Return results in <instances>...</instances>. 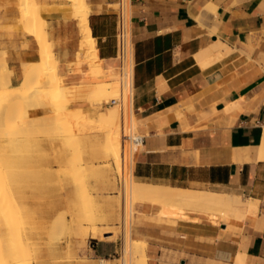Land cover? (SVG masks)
<instances>
[{
  "label": "crops",
  "instance_id": "obj_1",
  "mask_svg": "<svg viewBox=\"0 0 264 264\" xmlns=\"http://www.w3.org/2000/svg\"><path fill=\"white\" fill-rule=\"evenodd\" d=\"M34 1L65 84L118 80V0H85L92 58L70 0ZM131 23L132 175L249 199L241 219L136 201L146 264H264V0H132ZM0 52L14 83L41 58L19 0H0ZM120 247L90 236L79 264H117Z\"/></svg>",
  "mask_w": 264,
  "mask_h": 264
},
{
  "label": "rangeland",
  "instance_id": "obj_2",
  "mask_svg": "<svg viewBox=\"0 0 264 264\" xmlns=\"http://www.w3.org/2000/svg\"><path fill=\"white\" fill-rule=\"evenodd\" d=\"M27 10L28 9L23 12L26 11L25 13H31ZM25 66L26 64L24 67ZM97 82L90 83L88 85H94ZM117 96V94L112 97L110 96L109 101L111 98ZM47 100V98H43L41 100L42 102L39 104L26 105V107L24 105L27 109V118H25L24 114H22L25 110L23 106L19 109H23L21 113L18 109L15 111L16 115L20 113L21 116L24 117L20 120H16V117L12 118L14 111L10 112V117L8 115L9 112L0 116V119L3 120H0L2 131L5 129V126L3 127L5 123L7 127L9 125L13 127L6 128V131L4 130L3 132L4 135L2 133V137L0 136V161H3L0 162V182L1 184H4V187H7L9 184L8 187L10 186V188H12L10 190V188L7 187L8 189L6 188L5 190V188L1 185L3 193L8 194H6L3 198L6 197L5 200H7L9 197L16 196L19 201L22 198V204L19 202V205L16 208H18V210L19 208L20 210L24 209L21 213L18 211V214L17 210L13 212L16 215L13 214L14 217L12 216V220L13 218H15V220H13V226L8 232L11 234L6 233V238H8L6 239V243L8 242L7 244L10 248L8 252L10 254L9 256L19 258L21 262H25L24 264H54L55 262L58 264H79L78 252L85 249L90 235L86 234L82 236V238L81 236L78 238L76 233L74 235L73 232L72 235L66 228H57L53 225V223L58 220V218L60 220L63 217L68 220L72 216L73 219L75 218V221L73 220V224L78 219L81 221L84 220V222H82L86 225H91L93 222L97 225L99 231L101 229V231L111 230L113 233L110 238L118 239L119 243L123 247L125 227L127 224V213L122 211L120 205L119 208L117 205V201L119 200L121 202L122 199L120 195L121 186L118 182L121 175V169L111 155L106 156L102 154L101 151H99L100 146L95 145L102 141L104 134V132L102 133V131L98 130L97 125L95 126L94 123L90 124L94 130L88 124V126H75V124L78 123H73V113L68 114L64 118V115L61 114L62 111L60 113L63 117H60L62 120L56 121V118L61 115L55 117L57 114L53 115V113L50 112V105L47 104ZM109 101H106V99H100V101L91 100L90 102L98 104L100 109L106 111L110 106ZM81 107L82 104H77V102L73 100H67L64 106V108L68 109V111L70 109L73 110V108L77 109ZM16 115L14 114V116ZM13 124H15V128ZM21 125H23L22 128H20ZM133 126L135 130L136 124H133ZM81 127H83V129ZM7 129L9 130L7 131ZM23 129L27 132L26 135V132L22 134ZM75 130H78L76 134H74ZM15 131L20 133L17 136V133L12 135ZM137 132L139 133L138 130ZM80 133H82V136ZM9 136H12L14 139ZM99 137L100 141H98ZM8 140H10V143L7 144L6 142V145L3 146L5 141ZM15 140H17L18 143ZM19 140L24 143L23 145H25V147H23L22 143L19 144ZM3 141L4 143H2ZM13 141H15V143H12ZM18 144L21 145V148ZM5 147H7V149ZM95 148L97 151H95ZM5 150L6 152L3 153ZM95 154L98 155L96 156ZM78 156L81 161L77 158ZM7 163H9V166H7ZM70 169L72 172H70ZM133 179L134 177L132 175L131 180ZM109 190L111 193H109ZM8 192L10 193V196ZM67 197L69 198L67 199ZM18 199L16 201V205L18 204ZM58 199H60V202ZM88 200L90 201V205ZM51 201L53 202V205ZM25 202H28L29 204ZM135 202L136 201H133V203ZM58 204L60 206L63 204V206L60 207ZM53 206L55 208H53ZM25 210H27V213ZM117 211H119V216H117ZM138 211L139 205L136 203L134 204V213L132 218V236L137 238L142 235L144 238V235L140 231V223L137 221L136 217ZM93 212L96 215L93 214ZM69 213H72L73 215H70ZM88 213H90L89 216ZM43 216L46 217L47 220ZM17 217H20L21 221ZM94 217L96 218L94 219ZM98 217L101 219L99 220ZM52 219L53 223L51 222ZM95 220L96 222H94ZM103 225L105 228H103ZM64 233H66V235ZM104 234L110 233L107 232ZM97 236L101 237L100 234ZM55 252L57 253L56 256ZM20 254L24 256L25 261L22 260L23 258H20L22 257ZM101 263H105V261H101ZM116 263L120 264L121 259L117 258Z\"/></svg>",
  "mask_w": 264,
  "mask_h": 264
},
{
  "label": "bare ground",
  "instance_id": "obj_3",
  "mask_svg": "<svg viewBox=\"0 0 264 264\" xmlns=\"http://www.w3.org/2000/svg\"><path fill=\"white\" fill-rule=\"evenodd\" d=\"M70 1L73 5V15H75L79 18L78 22L80 23L79 26H80L81 34H82L81 43L83 44L84 49H86V53H88L91 58L96 57L97 54L95 55L96 49H95V46L93 43V37L90 33V28H89L88 23H87L88 22L87 16H88V12H89L88 5H87L85 0H70ZM26 6H28V7H26ZM29 6H30V8H29ZM19 7H21L20 8L21 19L23 21L24 27L27 29L28 32L34 34L38 39V42L40 44L41 58L38 61L28 63V66L26 64V66L24 68H22V70H23L22 71V79L19 82L14 83L11 79L12 69L8 66L7 62L5 61V58H4L5 56L3 55V52H0V69H1L0 70V116L3 114H7L8 112H9L8 113V115H9V114H11L10 113L11 111H14V113L12 114L13 115L12 118L16 117L15 118L16 120H20L21 118H24V117L27 118V109L25 108L26 105L39 104L42 102L41 100L43 98L44 99L47 98L48 100L46 102H47V104L50 105V112L53 113V115L57 114V116H55V117H58V115L63 114L64 118H65L68 114L73 113V123L74 122L78 123V124H75V126L76 125L85 126L87 124L90 125L91 123H94L95 126L96 125L98 126L97 127L98 130L102 131V133L104 132L102 141L99 142L98 144H95V145L100 146L99 151H101L102 154H104L106 156L111 155V157L115 160L116 164L120 167L121 175H122V185H121V192H120L122 199H121V202L119 200L117 201V205H118V208L120 205V208L122 209V211L123 212L125 211L127 213V224L125 227L124 244L122 247L123 256L125 257L124 258L125 264H146L147 263V257H148L147 253H146V249H145L146 248L145 240L141 237L134 238L132 236V231H131L132 224H133L132 218H133L134 204H135V203H133V201L149 200V201H152L154 203H157V205L162 204V205L176 206V207H180L183 209H191V210H196V211H208V212H212V213H218L222 217H225V218H233V219H241L242 218L244 211H247V210H244L243 206L249 202V199L245 200V199H243V197L241 195L232 194V193L229 194V193L216 192V191L207 190V189H189V188H181V187H172L170 185H164V184L147 183V182H142V181L137 180L134 176H133L134 179L131 180V178H132L133 152L136 149V147L140 144L139 142L133 141V139L137 133L134 130V126H133V124H135L136 121L133 122L134 112H133V107H132L131 95H127V94L124 95L122 105H120L118 103L110 104V106L107 108V110L104 111L103 109L99 108L98 104L91 103L90 101L91 100L100 101V99H106V101H109L110 96L112 97L113 95L115 96L116 94L119 96V93H120V81L119 80L114 79V80L98 81L94 85H79V84H69L68 85V84H65L58 77L57 60L55 58L54 53L52 52L51 43H50V41L47 40V37H46V33L44 30V27H45L44 26V20L45 19H43L42 15H41V6L38 5L34 0H19ZM26 9H28L31 13H25L26 11L23 12ZM73 15H71V18H73L72 17ZM45 29H46V27H45ZM48 39H49V37H48ZM22 67H23V64H22ZM67 100H71V101L73 100V101L77 102V104H82V107L77 108V109L73 108V110L70 109L68 111V109L64 108L65 102ZM24 105H25V107H24ZM22 106H23V108H25L24 112H22L23 109L19 110ZM17 109L20 111V113L22 112V114H24V117H22L21 114L18 112H17L18 116L16 115L15 111ZM61 111H62V113H61ZM14 114L16 116H14ZM9 117H10V115H9ZM60 117L63 118L61 115L58 118H56V121L62 120ZM1 121H3V120H1ZM5 124L3 125V127L5 126L4 130L6 131V128H9L11 126L9 125L7 127ZM14 125L15 124H13V126ZM22 126L23 125H21L20 128H22ZM11 128H13V127H11ZM14 128H15V126H14ZM81 128L83 129V127H81ZM77 129H79V128H77ZM92 129H93V127H92ZM4 130L2 131V127L0 126V136L2 135ZM8 130L9 129H7V131ZM10 131H11V129H10ZM13 131H14V129H13ZM77 131L78 130H75L74 134H76ZM79 131H82V130H79ZM24 132H26V131L23 129L22 134H24ZM15 133H17V132L15 131L14 133H12V135ZM19 133H17L16 136ZM26 134H27V132L25 133V135ZM81 134L82 133H80V135ZM101 134H99V135H101ZM3 135H4V133H3ZM127 136H128V138H127ZM9 137L14 139L12 136H9ZM67 137H68V135H67ZM7 138H8V136H7ZM97 138H95V139L98 140ZM12 139H11V141H12ZM22 140H23V138H22ZM15 141H17V140H15ZM15 141H13L12 143H15ZM98 141H100V137H99ZM6 142H7V144H9L10 140L5 141V143L3 141L2 142V143H4L3 146L6 145ZM97 142H95V143H97ZM17 143H18V141H17ZM17 143H16V145H17ZM20 143H22V142H20V140H19V144ZM19 144H18V146L20 147L21 145H19ZM23 144L24 143H22V145ZM13 145H15V144H13ZM18 146H17V148H18ZM23 147H25V145H23ZM23 147H22V149H23ZM5 148L7 149V147H5ZM3 150H4V148H3ZM95 151H97L96 148H95ZM5 152H6V150L3 153H5ZM93 153H95V152H93ZM95 155L97 156L98 154H95ZM6 158H8V157H6ZM77 158H79V156ZM0 159H1V157H0ZM79 160L81 161L80 158H79ZM7 166H9V163H7ZM72 166H73V164H72ZM90 167H92V166H90ZM67 170H68V168H67ZM70 172H72L71 169H70ZM1 185L4 187V184L3 183L1 184V182H0V264H24L25 262L24 263L21 262V260L19 258H15V257L13 258V257L9 256L10 254L8 252H9L10 248H9V245L7 244L8 242L6 243V239H8V238H6V233H8L10 231V229L13 226V220H15V218H13V220H12V216L14 217V215H16L13 212H15L17 210V214H18V211L21 213V211L24 210V209L20 210V208L18 210V208H16V207H18L19 202L21 203L22 198L20 197L21 199L19 201V199L15 196V197H9V198L7 197L8 199L5 200L6 197L5 198H3V197L6 196L7 193L6 194L3 193ZM8 185H7V187H8ZM61 186H63V185H61ZM7 187H4L5 190ZM8 188H10V186ZM11 189L12 188H10V190ZM9 192H11V191H9ZM89 194H91V193H89ZM9 196H10V193H9ZM84 197H86V196H84ZM68 198L69 197H67V199ZM17 199H18V204L16 205ZM25 199H26V197H25ZM59 200L60 199H58V201ZM89 200H91V199H89ZM54 202H56V201H54ZM25 203H28V202H25ZM86 203H85V205H86ZM91 203H93V202H91ZM63 204H61V206L60 205L59 206L62 207ZM82 204H84V203H82ZM52 205H53V202H52ZM89 205H90V201H89ZM24 207H26V206H24ZM68 207H69V205H68ZM49 208H50V206H49ZM53 208H55V207L53 206ZM26 211L27 210H25V212ZM41 213H43V212H41ZM90 213H88V216ZM117 213H118L117 216H119V211H117ZM69 214L73 215L72 213H69ZM93 214H95V213L93 212ZM58 215H55V216H58ZM63 216H65V215H63ZM65 217H67V216H65ZM17 218L20 219V217H17ZM44 218H46V217H44ZM95 218L96 217H94V219ZM98 218H97V220H98ZM100 219L101 218H99V220ZM46 220H47V218H46ZM73 220L75 221V218L73 219V216H72L68 220H66V218L62 217L60 220L58 218V220H56L54 223H53V219H52L51 222L57 228H61V229L66 228L68 230V232H70L72 235H73V232H74V235L76 233L78 238H79V236H81V238H82V236H84L86 234H89L91 237H96L98 234H100L101 235L100 238H102V237L103 238H108V237L110 238V236L113 233L111 230L107 231V230L103 229L104 231H101L102 230L101 229L99 231V229L97 228V225H95V223H93V222L91 225H86L83 223L84 220H82L83 221L82 222L80 219H78L73 224ZM20 221H21V219H20ZM94 222H96V220ZM73 225H74V227H73ZM103 228H105L104 225H103ZM53 229H54V227H53ZM73 230H75V231H73ZM107 232H109L110 234H104ZM8 234H11V233H8ZM64 234L66 235V233H64ZM12 243H14V242H12ZM71 249H72V246H71ZM131 254H132V256H131ZM20 258H23L22 260L25 261L24 256H22ZM101 261H104V259H101Z\"/></svg>",
  "mask_w": 264,
  "mask_h": 264
},
{
  "label": "built area",
  "instance_id": "obj_4",
  "mask_svg": "<svg viewBox=\"0 0 264 264\" xmlns=\"http://www.w3.org/2000/svg\"><path fill=\"white\" fill-rule=\"evenodd\" d=\"M131 6L132 0H118V10L116 12V39L117 50L116 55L118 57L119 65V78L120 81V93L118 97L110 99V104H123V97L125 94L132 97L133 86V38H132V23H131ZM128 138V136H127ZM134 142L142 144L143 135L137 133L133 139ZM138 149V148H137ZM135 149L134 152L137 150ZM119 185H122V175L118 179ZM117 257L121 259L120 264H125L123 257L122 246L120 247Z\"/></svg>",
  "mask_w": 264,
  "mask_h": 264
}]
</instances>
